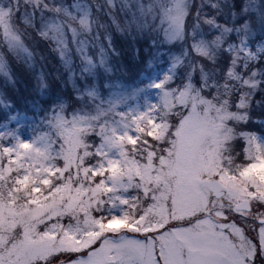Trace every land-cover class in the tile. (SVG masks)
Here are the masks:
<instances>
[{
  "label": "snow or ice",
  "instance_id": "1",
  "mask_svg": "<svg viewBox=\"0 0 264 264\" xmlns=\"http://www.w3.org/2000/svg\"><path fill=\"white\" fill-rule=\"evenodd\" d=\"M129 37L166 65L131 94ZM9 56L0 264H264L261 0H0Z\"/></svg>",
  "mask_w": 264,
  "mask_h": 264
},
{
  "label": "rangeland",
  "instance_id": "2",
  "mask_svg": "<svg viewBox=\"0 0 264 264\" xmlns=\"http://www.w3.org/2000/svg\"><path fill=\"white\" fill-rule=\"evenodd\" d=\"M261 3H264V0H261ZM254 20V27L258 26L255 22V14H251ZM221 21L224 22V18L221 17ZM117 43L120 47V56L118 58H113L114 66L119 69L121 64L128 70V75L125 76L122 73H119L120 79L128 85L127 91L131 94L133 87L145 86L147 84V80H144L141 73L143 72L144 75H150L152 71H161L163 68H166V65H159L157 64L154 69H146L147 63L152 56L153 49L150 47L148 43L147 37L144 39H140L137 37L133 40L131 37L127 38L126 41L121 42L120 38H117ZM136 48L140 49L139 57L136 56ZM147 49V51H145ZM9 60L12 64V73L16 80L15 84H9L6 80L0 78V89L6 91L13 100L18 102V105L21 107V110H24L29 99H35L29 95L28 88L31 86L29 81L25 78L22 70L16 65L15 61L12 60V57L9 56ZM50 72H54L55 69H49ZM50 79L51 86L54 89L60 88V82L56 81L52 78ZM17 89L19 92L17 93ZM65 95L71 98L72 92L70 87H65L64 89ZM130 103H134L130 101ZM31 112V109H29ZM37 113V112H36ZM41 114V115H40ZM253 117H260L264 118V106L261 108L253 107L252 111ZM36 116L42 117L43 114L38 112ZM15 126V125H13ZM12 126V127H13ZM244 127L246 128H254L259 131V126L252 124L251 121L248 122L247 125ZM6 129H0V133L5 132Z\"/></svg>",
  "mask_w": 264,
  "mask_h": 264
},
{
  "label": "trees",
  "instance_id": "3",
  "mask_svg": "<svg viewBox=\"0 0 264 264\" xmlns=\"http://www.w3.org/2000/svg\"><path fill=\"white\" fill-rule=\"evenodd\" d=\"M40 113H42V112H40ZM42 114H43V113H42ZM29 115H30V116H33V115H37V113L31 110V112H29ZM40 115H41V114H40ZM13 127H15V126H13Z\"/></svg>",
  "mask_w": 264,
  "mask_h": 264
}]
</instances>
